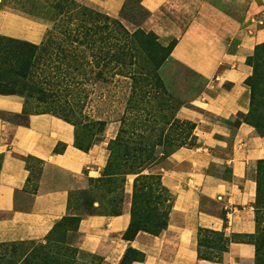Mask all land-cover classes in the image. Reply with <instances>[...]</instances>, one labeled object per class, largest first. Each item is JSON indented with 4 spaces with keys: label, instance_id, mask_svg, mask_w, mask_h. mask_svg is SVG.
Here are the masks:
<instances>
[{
    "label": "crops",
    "instance_id": "0c3cea01",
    "mask_svg": "<svg viewBox=\"0 0 264 264\" xmlns=\"http://www.w3.org/2000/svg\"><path fill=\"white\" fill-rule=\"evenodd\" d=\"M8 1V0H5ZM52 7L58 0H38ZM120 18L126 0H75ZM147 16L138 24L161 44L176 39L170 51L205 79L204 90L176 114L195 122L196 145L181 146L166 157V167H150L173 201L167 225L158 234L138 231L122 237L130 220L134 174L117 175L122 191L117 214H86L66 241L101 257L99 264H120L126 247L143 253L129 264H253L254 246L238 234L254 231L257 167H264V134L242 121L250 91L246 62L264 42V0H139ZM49 27L41 17L15 10L0 0V35L39 43ZM136 27V26H135ZM23 98L0 93V242L43 239L67 214L69 192L85 189L101 176L107 143L116 133L106 123L102 139L87 151L74 146V126L51 113L20 114ZM264 182V176L261 179ZM205 197L209 203H202ZM198 226L222 230L228 250L221 261L197 257ZM244 236V237H245Z\"/></svg>",
    "mask_w": 264,
    "mask_h": 264
},
{
    "label": "trees",
    "instance_id": "16d2710c",
    "mask_svg": "<svg viewBox=\"0 0 264 264\" xmlns=\"http://www.w3.org/2000/svg\"><path fill=\"white\" fill-rule=\"evenodd\" d=\"M136 2L144 19L147 11L139 0ZM53 7V23L39 43L0 35V93L17 94L23 98L22 111L15 115L22 117L21 124H27L30 113L43 112L70 122L74 126V146L87 151L102 139L108 121L95 111L89 114L82 112L81 105L68 100L66 97L72 93L66 84L59 85L62 77L65 72L79 71L93 82L108 81L114 76L128 78L125 106L117 132L107 143L108 156L102 174L89 180L99 183L104 177L112 176L115 187L108 191V197L118 192L119 205L114 210L107 208L101 213L117 214L121 211L122 191L116 176L134 174L130 220L122 237L131 240L140 230L158 234L167 225L173 194L162 185L160 174L149 171V168L181 146L196 145L195 123L176 117L182 102L169 93L159 74L164 63L171 60L170 51L176 39H171L166 45L161 44L154 32L144 30L138 24L130 30L119 18L75 0H58ZM246 62L252 67V73L244 79L250 91L249 109L246 114H240V118H235L232 124L238 126L242 120L254 126L259 134H264V113L257 98L258 85L264 83V42L255 46ZM80 92L86 95L84 90ZM33 105L39 108L41 105V108L34 109ZM259 162L264 163V160ZM256 173L254 231L246 236H237L241 241L253 244V264H264V205L257 206L264 185L261 181L264 167H257ZM165 201L166 204L160 206ZM67 216H63L49 234ZM79 219L66 232L76 230ZM196 239L197 257L218 262L228 250L229 242L236 238L226 236L222 230L198 226ZM29 242L32 241L0 242V247L8 249ZM17 252V248L12 250L13 259L0 252V264H70L66 256L57 251H44L34 256L23 254L25 249L22 247L16 256ZM20 255L22 258L19 259ZM4 258H7L6 262H3ZM142 259L143 253L128 245L119 263L129 264Z\"/></svg>",
    "mask_w": 264,
    "mask_h": 264
},
{
    "label": "rangeland",
    "instance_id": "374dc122",
    "mask_svg": "<svg viewBox=\"0 0 264 264\" xmlns=\"http://www.w3.org/2000/svg\"><path fill=\"white\" fill-rule=\"evenodd\" d=\"M4 2L15 8V10L43 18L49 25L46 30H48L53 23V18L55 16V9L53 6L47 7L38 0H4ZM119 19L130 30L135 28V26L140 23L142 13L136 0H127L120 13ZM78 72H65V76L61 79L59 85L62 87L66 84L69 86L68 89L70 93H72L70 95L66 94L65 96L68 95L66 98L74 101L77 106L81 105L80 107L84 113L89 114L95 111V113H98L100 116L106 117L108 121L107 123L112 122L115 125L117 132L120 123L119 117L124 109L125 99L129 91V79L114 76L108 81L93 82L87 80ZM105 73L107 74V72ZM159 74L169 93L182 102L179 107L187 105L191 99L197 98L204 90L205 79L178 61L171 59L170 61L164 63V65L159 69ZM83 90L86 92L85 96L80 92ZM257 93L259 95L257 98L260 100V109L262 113H264L263 82L258 85ZM30 106L32 108L31 102ZM33 108L40 109L41 105L40 108L33 105ZM175 115L178 117L176 113ZM11 119L14 122H20L22 117L13 116ZM114 136L112 138H114ZM166 166V158H164L161 161H158V163L153 167ZM111 178L112 176H106L99 183L88 180L89 185L87 188L70 191L68 200L69 207L67 211L68 216L55 228V230H53V232H51V234L48 235L47 238L31 240L32 242L22 246L15 245V247H8V249L0 247V252H5L7 256L9 255L13 259L15 258V255H12V250L17 248V256L20 249L23 247L25 249L23 254H33L34 256L39 255V253H43L44 251L60 252L66 256L70 264L100 263L101 260L98 258L100 256L86 252L77 247L75 248V246L68 244L66 241V229L74 227L78 217L80 218L86 214L101 213L107 208L114 210L118 207V192L108 197V191H110V189H114L115 187ZM261 190L262 195L259 198L257 206L264 205V185H262ZM201 201L202 203H209V200L205 197H202ZM165 204L166 201L160 206L163 207ZM208 239L211 240V237H208ZM41 245H43V247H41ZM70 247H74L75 250ZM18 258H22V255L18 256ZM6 260L7 258H4L3 262H6Z\"/></svg>",
    "mask_w": 264,
    "mask_h": 264
}]
</instances>
